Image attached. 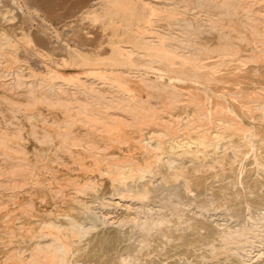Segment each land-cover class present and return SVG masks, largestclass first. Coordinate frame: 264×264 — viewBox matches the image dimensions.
<instances>
[{
	"label": "bare ground",
	"instance_id": "6f19581e",
	"mask_svg": "<svg viewBox=\"0 0 264 264\" xmlns=\"http://www.w3.org/2000/svg\"><path fill=\"white\" fill-rule=\"evenodd\" d=\"M0 13V264L103 263V239L84 243L80 218L96 203L135 221L154 182L196 185L205 167L235 178L252 142L264 161V0H98L86 16L110 18L71 59ZM243 182L244 194L257 185ZM185 223H161V236ZM247 233L223 230L199 249L225 261ZM253 257L235 264H264V251Z\"/></svg>",
	"mask_w": 264,
	"mask_h": 264
},
{
	"label": "rangeland",
	"instance_id": "374dc122",
	"mask_svg": "<svg viewBox=\"0 0 264 264\" xmlns=\"http://www.w3.org/2000/svg\"><path fill=\"white\" fill-rule=\"evenodd\" d=\"M97 3L98 0H0V12L13 11L16 31L21 28L32 37L41 32L42 37L46 38V43L41 46L53 57L70 56L68 59H71L91 49V44L95 41H91L89 37H98L97 25H100L101 20L110 18L98 17L100 19L97 20L96 17L86 16ZM112 18L118 25L119 22L122 25L130 20L129 17ZM127 19L129 20L126 21ZM25 58L36 70H44L40 58ZM70 65L71 68H76ZM117 67L132 69L122 65ZM52 90L54 89H50V93L54 94L55 90ZM256 148L255 142H252L251 153L244 156L243 168H246L237 173L235 178L222 181L213 177L217 167H205L202 171L204 176L196 185L190 184L187 187L176 182L166 186L159 181L154 182V197L145 206H140V210L135 211V221L120 223L118 219L110 220L105 217L109 209H102L96 203L91 211L84 212L80 217L85 229L83 242L91 245L98 239H103L102 246L96 251V258L104 255L105 261L100 263L97 259H92L88 264H197L194 256L202 253L206 259L203 264H235L257 258L253 256L264 251V161L256 158ZM249 174L257 181V185L255 190L251 189L244 194L246 188L243 181ZM239 190L243 193L239 198L232 199L231 194ZM177 216L183 221L186 220L179 231V237L163 238L161 223H169ZM218 227L224 231H248L246 235L251 242L243 248L226 253V258H229L225 261L218 258L219 255H210L199 249L223 231H217ZM191 246L195 251L190 249ZM185 247L189 249L184 250ZM172 254L174 257L170 256L168 261L167 258ZM121 257L127 258V262H121Z\"/></svg>",
	"mask_w": 264,
	"mask_h": 264
}]
</instances>
